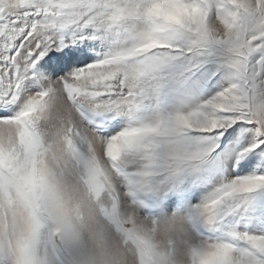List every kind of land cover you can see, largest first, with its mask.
Masks as SVG:
<instances>
[{
	"label": "snow or ice",
	"instance_id": "obj_1",
	"mask_svg": "<svg viewBox=\"0 0 264 264\" xmlns=\"http://www.w3.org/2000/svg\"><path fill=\"white\" fill-rule=\"evenodd\" d=\"M0 264H264V0H0Z\"/></svg>",
	"mask_w": 264,
	"mask_h": 264
}]
</instances>
